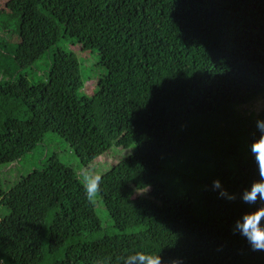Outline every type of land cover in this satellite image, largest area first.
<instances>
[{
    "label": "trees",
    "instance_id": "trees-1",
    "mask_svg": "<svg viewBox=\"0 0 264 264\" xmlns=\"http://www.w3.org/2000/svg\"><path fill=\"white\" fill-rule=\"evenodd\" d=\"M3 9L21 18L12 41L0 38L10 59L0 62L1 264H119L136 252L264 264L233 233L260 206L239 196L259 178L251 147L264 105L238 106L264 94V0H0ZM61 38L97 51L102 69H81ZM48 50L41 78L15 71ZM91 77L93 91L78 93ZM48 130L84 165L135 143L97 174L109 232L54 152L11 173ZM217 179L236 200L213 190Z\"/></svg>",
    "mask_w": 264,
    "mask_h": 264
},
{
    "label": "rangeland",
    "instance_id": "rangeland-1",
    "mask_svg": "<svg viewBox=\"0 0 264 264\" xmlns=\"http://www.w3.org/2000/svg\"><path fill=\"white\" fill-rule=\"evenodd\" d=\"M21 18V12L14 10H0V38L6 39L8 42L13 40L14 34L18 28V20ZM9 36H12L10 40H8ZM1 44V43H0ZM57 45L62 46L65 49L72 50L76 56H78L80 60V67L86 68L89 66H96L94 61L98 57V52L95 50L89 49V47H82V43L70 40V38H61L56 41ZM8 47L0 46V62H8L10 59L7 55L2 54L5 49ZM49 50L43 52L39 57H37L31 65L17 67L15 71H19L29 77V79L35 80L41 78L43 76V71L47 66V60ZM102 55L110 59L114 57L115 50L113 48H103L101 50ZM99 70L102 69L100 66H96ZM96 77V74L94 75ZM91 77L86 79L83 82V85L78 89V93L90 94L94 87V78ZM264 105V94L257 95L250 101L242 103L238 106L239 110L244 112H248L249 110L257 111ZM129 137L125 139V141L121 142L126 143L121 147L115 148L114 146L109 147L105 151L99 153L95 157H93L86 165L81 164L77 158V156L72 151L71 147L67 144V142L57 133L52 132L50 130L44 133V137L41 141L37 142L31 150L25 152L19 160H17V164L13 167L12 174L17 172H24L28 168L34 165H38L40 160L43 158L45 153L54 152L59 159L62 161L71 164L80 175V177H87L88 174L97 175L102 170L107 168L114 160H116L119 153H125L132 148H134L135 143L132 144V139ZM129 143V145H128ZM120 144V143H119ZM16 168V169H15ZM17 172V173H18ZM6 177L10 176V173L5 175ZM9 183V182H8ZM94 203V209L98 217L100 218L103 225H105V229L107 232L110 231V218L102 204V201L99 197L96 198ZM1 264V263H0Z\"/></svg>",
    "mask_w": 264,
    "mask_h": 264
},
{
    "label": "clouds",
    "instance_id": "clouds-1",
    "mask_svg": "<svg viewBox=\"0 0 264 264\" xmlns=\"http://www.w3.org/2000/svg\"><path fill=\"white\" fill-rule=\"evenodd\" d=\"M256 127L260 136L258 140L253 142L251 151L258 167L259 178L252 181L250 186L240 194L239 199L248 206L258 203L260 206L253 211L245 212L238 218L234 223L233 233L245 237L253 251H264V152L259 150V146L264 145V120H257ZM81 179L86 198L89 202H94L101 192L102 177L90 173ZM213 190H219L218 194L222 199L229 201L237 199V195L223 188L218 179L213 182ZM104 264H111V259L106 258ZM119 264H182V261L176 258L165 262L159 254L136 252L124 256Z\"/></svg>",
    "mask_w": 264,
    "mask_h": 264
}]
</instances>
